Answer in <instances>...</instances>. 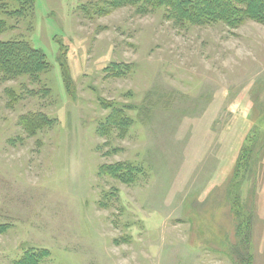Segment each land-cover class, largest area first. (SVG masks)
<instances>
[{
  "label": "rangeland",
  "instance_id": "374dc122",
  "mask_svg": "<svg viewBox=\"0 0 264 264\" xmlns=\"http://www.w3.org/2000/svg\"><path fill=\"white\" fill-rule=\"evenodd\" d=\"M96 3L0 12L49 63L0 72V264H264V24Z\"/></svg>",
  "mask_w": 264,
  "mask_h": 264
},
{
  "label": "trees",
  "instance_id": "16d2710c",
  "mask_svg": "<svg viewBox=\"0 0 264 264\" xmlns=\"http://www.w3.org/2000/svg\"><path fill=\"white\" fill-rule=\"evenodd\" d=\"M33 3L34 0H0V12L10 14L9 9L14 7L11 14L18 16L23 12V15H26L31 11ZM124 7L134 8L139 14H147L150 11L164 8L167 19H171L179 25L212 26L222 23L238 28L247 20H255L264 24V0H97V3L91 5L90 9L86 7V11L90 13L94 10L97 16H105L113 10ZM4 24L5 22L0 21V34L5 30ZM48 68L49 63L42 50L33 49L24 42L0 41V72L6 78L26 75L37 81ZM41 117L46 119L42 115ZM243 153L244 151L240 153L236 173L239 172ZM119 168L110 167L105 171L110 170L109 172L112 174V170ZM128 176L129 174L126 173V178ZM132 178L124 179V182L131 183ZM0 229H4V227L2 226ZM244 240V250L248 253V246L251 242L250 232ZM244 250H241V254L235 251L232 255L234 258L237 257V261L240 260L242 264H249L250 257L245 254ZM44 257L46 254H43L42 251L32 250L28 251L23 259L16 264H42Z\"/></svg>",
  "mask_w": 264,
  "mask_h": 264
}]
</instances>
